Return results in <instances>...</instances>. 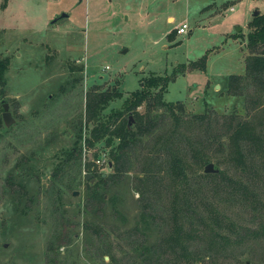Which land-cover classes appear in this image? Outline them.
I'll return each mask as SVG.
<instances>
[{"label": "rangeland", "instance_id": "374dc122", "mask_svg": "<svg viewBox=\"0 0 264 264\" xmlns=\"http://www.w3.org/2000/svg\"><path fill=\"white\" fill-rule=\"evenodd\" d=\"M255 8L264 12V0H6L0 6V56L8 58L0 94V264H45V243L58 214L75 223L70 243L57 247L58 264H150L146 255L134 253V245L167 235L172 198L178 204L196 199L200 208L214 207L218 234L197 233L194 216L182 223L190 233L182 238L184 249L172 247L159 264H264V232L259 231L264 145L243 149L242 161L235 163L225 144L206 143L207 137L224 141L225 116L231 111L255 117L254 85L237 95L224 91L227 75L243 72L244 35ZM181 21L187 27L178 34L173 27ZM202 55L200 66H191ZM174 68L180 72L168 81L162 97L181 105L185 116L175 125L165 118L155 130L173 139L171 151L187 142L201 148L221 175L202 176L204 163L188 160L186 177L176 186L159 178L141 199L132 185L143 159L130 154L127 170L103 189L107 199L102 206L85 208L86 164L91 165L94 152L107 155L101 141L83 144L91 125L85 92L122 90L120 98L102 108L105 114L120 107L125 93L143 78L170 74ZM1 100L13 118L8 126L2 122ZM193 113H203L202 121L189 119ZM171 127L176 128L173 134ZM136 145L135 151L147 147ZM72 147L80 149L79 182L72 189L62 184L49 188L51 171ZM109 168L103 163L92 169L106 176ZM109 195L115 197L114 207ZM146 210L148 226L140 220ZM192 214L185 211L184 216Z\"/></svg>", "mask_w": 264, "mask_h": 264}, {"label": "trees", "instance_id": "16d2710c", "mask_svg": "<svg viewBox=\"0 0 264 264\" xmlns=\"http://www.w3.org/2000/svg\"><path fill=\"white\" fill-rule=\"evenodd\" d=\"M5 1H0V6H3ZM247 26L248 29L244 35L247 53L243 60V72L228 74L224 91L227 94L237 95L242 93V88L251 84L254 85V89L257 92V98L253 99V109L255 110L253 114L255 117L247 114V117L243 118L233 110L225 116L224 141L218 137L214 139L211 137L206 138L207 144L211 142H215L219 146L225 144V148L231 149V158L235 163L242 161L243 149H263L264 145V12L252 15L247 22ZM203 57L204 55L197 60L191 61V66H200ZM7 64V56H0V94L3 92V72ZM178 71L180 72V69L174 68L170 74H150L143 78L139 87L125 93L120 107L105 114L102 113V108L109 100L120 98L123 93L122 90L118 88H111L109 90L91 88L85 92L84 109L87 118L91 120V125L86 130V135L82 138L83 144L91 146L95 141H101L107 148V157L110 161V168L106 176H102L101 173L103 171L90 169V162H87L86 169L91 172L94 180L89 181L90 177L85 179V208L86 206H91L99 209L102 206V203L107 199L104 197L103 189L108 187L110 182L115 180L118 175L127 170L130 154L143 159L141 172L135 175L132 185V188L139 193L138 197L141 199L146 194L148 188L159 181V178L166 177L172 186L174 183L176 186V184L186 177V161L190 160L192 163H196V165L208 161L207 153L200 152L199 149L201 148H197L191 142L175 145L177 149L175 148V151H171V149H174L173 143H170L171 137L163 135V131L155 130L156 127L160 126V123L167 120L165 118H169L174 125L182 121L179 120L184 115L181 105L177 104V102H166L162 97V92L168 81L173 79ZM140 105L143 106L142 111L137 109ZM176 109H178V113L175 111ZM162 111L163 113H161ZM188 117L193 122L199 123L202 121L204 114L193 113ZM257 121L260 122L258 123ZM169 129L173 134L176 128L171 127ZM80 131L81 128L79 127L77 130L79 137ZM136 144H138L139 149L147 147L146 149L135 151ZM79 150L77 147L66 150L63 162L56 164L50 173L49 188H59L62 184L64 187L72 189V185L79 182V178H77V175H80L78 169ZM96 154L94 152V156ZM150 166L154 168H150ZM70 170L72 171L71 174H69ZM201 174L202 176H216L221 175V171ZM64 177H69V179L67 178L65 182L63 181ZM221 177H226V180L230 179L224 175ZM53 179H57L59 184L55 185V180ZM234 183H236V186L241 185L237 181ZM242 187L243 191H246L245 186L242 185ZM173 190L172 188L171 192ZM247 192L252 194L251 190ZM192 200L183 199L178 204L177 199L176 201L173 198L170 199V212L168 211L169 213L167 212L166 214L171 220L169 232L166 236L160 234L158 239L153 243L149 244L143 241L135 244L134 253L146 255L150 264H159V260L164 256V252L171 251L172 247L178 246L184 249L182 248V238L190 233L183 230L182 223L191 220L194 216L197 233L218 234L213 227L214 225L219 228V223L217 222L219 221V215L216 217L214 207L206 204L205 207L200 208L196 199ZM107 201L112 207L115 206V197L113 195H109ZM193 203H195L194 207L192 206ZM150 208L152 207L147 209L150 210ZM148 210L142 211L143 214H140V220L144 226H148L144 224L145 218L143 217L144 215H149ZM185 211L193 214L186 219L185 217L187 216H184ZM58 216L59 218L54 220L45 243V264L59 263L57 260V247L70 243L71 229L75 225L72 221L67 222L68 220L63 218V215L58 214ZM89 225L88 221H83L84 228H87ZM92 225L94 226L92 229L95 231L97 225L93 223ZM259 231L264 232V218L260 223ZM162 242L165 243L160 246ZM137 245L138 247H136ZM135 247L136 249L140 248V250L137 251ZM180 252L182 253V251ZM106 254L108 255L107 252ZM108 256L112 259L110 254ZM168 261H170L169 258ZM165 263L173 264V262Z\"/></svg>", "mask_w": 264, "mask_h": 264}, {"label": "water", "instance_id": "95a60500", "mask_svg": "<svg viewBox=\"0 0 264 264\" xmlns=\"http://www.w3.org/2000/svg\"><path fill=\"white\" fill-rule=\"evenodd\" d=\"M258 13V9L255 8L252 10L251 14L252 15H255ZM60 15H64V13H60ZM56 19V17H54L53 19H51V22L54 21ZM240 27H235V30H239ZM219 84L218 83H215L214 84V87H218ZM1 107H2V111H1V118H2V122L4 124V126H8L12 121H13V118L11 117L10 115V112L9 110L7 109V102H4L1 100ZM107 166H110V161L108 160L107 161ZM217 169L215 167H213V163L211 161H207L203 164V167H202V171L203 172H206V173H211V172H215ZM102 175L104 174L103 172L101 173ZM89 181H93L94 180V177L91 176V172L89 171H84L83 173V178L84 179H87L89 178ZM72 193L74 194L75 191H72Z\"/></svg>", "mask_w": 264, "mask_h": 264}, {"label": "built area", "instance_id": "2783aa9c", "mask_svg": "<svg viewBox=\"0 0 264 264\" xmlns=\"http://www.w3.org/2000/svg\"><path fill=\"white\" fill-rule=\"evenodd\" d=\"M231 8V7H230ZM187 23L185 21H181L174 26V30L176 33H184L186 31ZM108 158L105 151H99L98 154L91 160L90 169L93 166H100L103 163L107 164ZM87 170V169H86Z\"/></svg>", "mask_w": 264, "mask_h": 264}, {"label": "crops", "instance_id": "0c3cea01", "mask_svg": "<svg viewBox=\"0 0 264 264\" xmlns=\"http://www.w3.org/2000/svg\"><path fill=\"white\" fill-rule=\"evenodd\" d=\"M168 18H171V20L173 19V17H172V16H168ZM178 23H179V22H177L176 24H178ZM176 24H175V25H176ZM175 25H174V26H175ZM173 28H174V27H173Z\"/></svg>", "mask_w": 264, "mask_h": 264}, {"label": "flooded vegetation", "instance_id": "af4514ba", "mask_svg": "<svg viewBox=\"0 0 264 264\" xmlns=\"http://www.w3.org/2000/svg\"><path fill=\"white\" fill-rule=\"evenodd\" d=\"M93 177V176H92Z\"/></svg>", "mask_w": 264, "mask_h": 264}]
</instances>
